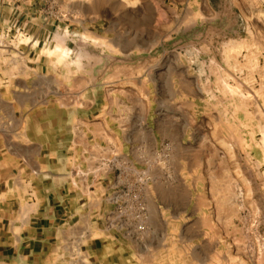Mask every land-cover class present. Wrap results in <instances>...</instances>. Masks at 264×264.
I'll return each instance as SVG.
<instances>
[{
    "label": "rangeland",
    "instance_id": "rangeland-1",
    "mask_svg": "<svg viewBox=\"0 0 264 264\" xmlns=\"http://www.w3.org/2000/svg\"><path fill=\"white\" fill-rule=\"evenodd\" d=\"M0 25L1 210L42 170L143 174L174 264H264V0H0Z\"/></svg>",
    "mask_w": 264,
    "mask_h": 264
},
{
    "label": "crops",
    "instance_id": "crops-1",
    "mask_svg": "<svg viewBox=\"0 0 264 264\" xmlns=\"http://www.w3.org/2000/svg\"><path fill=\"white\" fill-rule=\"evenodd\" d=\"M37 176L36 183L25 185L31 189L22 210L9 201L0 209V264H174L167 244H151L154 230L132 240L106 226L112 211L107 196L118 185L112 175L102 182L86 181L85 192L71 188L62 170H42ZM181 210L194 209L189 203ZM174 219L160 216L166 228ZM195 250L197 264H211L205 260L211 259V251L217 254L205 247Z\"/></svg>",
    "mask_w": 264,
    "mask_h": 264
},
{
    "label": "built area",
    "instance_id": "built-area-1",
    "mask_svg": "<svg viewBox=\"0 0 264 264\" xmlns=\"http://www.w3.org/2000/svg\"><path fill=\"white\" fill-rule=\"evenodd\" d=\"M141 175L134 177L132 182H119L118 192L111 199L113 211L107 218L110 225L128 238L136 239L142 234L147 219L146 206L138 188L143 183Z\"/></svg>",
    "mask_w": 264,
    "mask_h": 264
}]
</instances>
